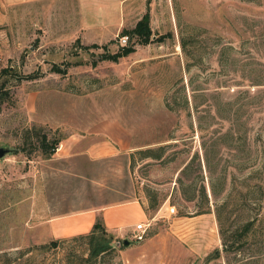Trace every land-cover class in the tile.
Segmentation results:
<instances>
[{
    "label": "rangeland",
    "instance_id": "374dc122",
    "mask_svg": "<svg viewBox=\"0 0 264 264\" xmlns=\"http://www.w3.org/2000/svg\"><path fill=\"white\" fill-rule=\"evenodd\" d=\"M147 10L167 37L101 60ZM105 127L112 142L125 129L130 148L93 162L39 144ZM0 146L11 149L0 159V264H264V0H0ZM161 146V159L144 157ZM202 184L217 193L197 214L204 200L187 196ZM149 195L159 205L142 241L109 232L114 247L96 261L80 235L41 248L53 240L41 241L36 214L53 204L148 206Z\"/></svg>",
    "mask_w": 264,
    "mask_h": 264
},
{
    "label": "crops",
    "instance_id": "0c3cea01",
    "mask_svg": "<svg viewBox=\"0 0 264 264\" xmlns=\"http://www.w3.org/2000/svg\"><path fill=\"white\" fill-rule=\"evenodd\" d=\"M31 1L36 0H1V5L6 8ZM105 128V130L99 131L100 135L85 136L83 137L85 139L71 134L61 141L62 148H64L61 156L73 159L85 156L93 162H100L115 157L130 148L131 140L128 138L125 129L118 128L117 130L120 131L119 139L112 142L101 134L102 132L107 134V127ZM110 131H112V128ZM83 141L87 142L84 146L81 144ZM147 207L134 199L127 202H112L100 206L56 212L53 204L50 213L36 214L37 232L41 233V241L88 234L93 230L97 218L101 217L107 231L124 236L130 231L133 233L137 223H147L149 221ZM40 229L42 230L40 231Z\"/></svg>",
    "mask_w": 264,
    "mask_h": 264
},
{
    "label": "trees",
    "instance_id": "16d2710c",
    "mask_svg": "<svg viewBox=\"0 0 264 264\" xmlns=\"http://www.w3.org/2000/svg\"><path fill=\"white\" fill-rule=\"evenodd\" d=\"M121 36H126V43L120 44L118 46V49L114 53L110 52H102L101 54V60H113L117 61L119 58L123 56H127L131 53H133L136 50L137 44H148L150 42H153L155 40L162 41L167 36L164 35L162 37H155L152 27H151V18H150V11L147 10L142 17L137 21L134 27L132 28H124L121 31ZM156 38V39H155ZM99 48L100 45L98 44H92V45H86L83 48L89 50L91 48ZM103 47L107 48L108 45H104ZM53 69L62 72V69L59 65H54ZM61 143V138L58 136H55L54 138L50 139L48 134H42L39 138V144L41 147V150L48 154V156L52 155L56 150L59 144ZM144 154V157H151L155 159H161L163 157L164 152V146L156 148H149L142 151ZM194 161L199 159V155L193 157ZM200 169H201V163ZM193 164V161L188 163L181 171V173H186L188 170H190V166ZM184 193L188 192V190L184 189ZM209 191H211L213 196H216L217 189L213 184L210 185V189L208 190L207 186L205 184H202L199 189H193L192 194L187 196L188 200H194L197 197L202 198L204 200L206 206L201 209L200 211H197V214H202L206 212L211 211V205L209 202ZM183 193V194H184ZM149 205L147 207V211L149 209H155L159 205V201L156 198H152L149 195ZM217 216L219 219L221 218V214L217 212ZM254 224V221H250L247 224L244 225V228L242 230V233L240 236L244 235L245 233L249 232L251 229V226ZM81 237H87L89 238V257L88 261H96L99 255H101L104 252L109 251L114 247V244H112V241L114 239V235L109 233L105 227V223L101 217H98L93 230L84 235H80ZM55 247L57 246V240H53L49 245H42L41 248H49V247Z\"/></svg>",
    "mask_w": 264,
    "mask_h": 264
},
{
    "label": "built area",
    "instance_id": "2783aa9c",
    "mask_svg": "<svg viewBox=\"0 0 264 264\" xmlns=\"http://www.w3.org/2000/svg\"><path fill=\"white\" fill-rule=\"evenodd\" d=\"M170 212H175V206H171ZM149 226H150L149 221L147 223L145 222L137 223L135 231L133 232V235H132L133 239L136 241L144 240L147 236V230Z\"/></svg>",
    "mask_w": 264,
    "mask_h": 264
},
{
    "label": "water",
    "instance_id": "95a60500",
    "mask_svg": "<svg viewBox=\"0 0 264 264\" xmlns=\"http://www.w3.org/2000/svg\"><path fill=\"white\" fill-rule=\"evenodd\" d=\"M9 152H11V149H9V148H7V147H5V146H0V159H2V158H3L7 153H9ZM130 242H131V240H129V239H127V238H125V239L123 240V243H124L125 245H129Z\"/></svg>",
    "mask_w": 264,
    "mask_h": 264
}]
</instances>
